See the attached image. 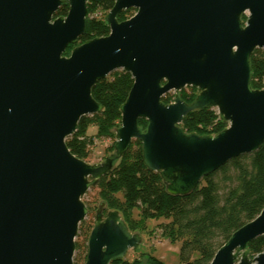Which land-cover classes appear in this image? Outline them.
Masks as SVG:
<instances>
[{"label":"water","instance_id":"1","mask_svg":"<svg viewBox=\"0 0 264 264\" xmlns=\"http://www.w3.org/2000/svg\"><path fill=\"white\" fill-rule=\"evenodd\" d=\"M69 5L66 16L57 10ZM88 0H0V264H73L89 209L82 198L124 155L142 144L145 166L166 190L185 195L230 160L264 143V87L251 85V57L264 49V0H116L107 36L75 46ZM136 9L119 21L120 13ZM246 16V20H243ZM134 83L121 105L115 155L89 164L66 139L83 116L102 112L93 86L115 70ZM197 88L192 103L176 95ZM214 108L228 126L186 133L190 112ZM139 119L148 121L145 131ZM99 203L85 264H110L141 247L118 211ZM264 236V208L237 229L210 264H264L249 244Z\"/></svg>","mask_w":264,"mask_h":264},{"label":"trees","instance_id":"2","mask_svg":"<svg viewBox=\"0 0 264 264\" xmlns=\"http://www.w3.org/2000/svg\"><path fill=\"white\" fill-rule=\"evenodd\" d=\"M116 0H88L85 32L78 45L95 37L107 36L110 28L104 17L94 16L97 11L108 12ZM66 3L55 13V18L66 16ZM134 9H127L118 16L123 21L132 16ZM246 20V16H243ZM76 44H70L64 55H70ZM254 89L264 87V51L256 49L251 57ZM131 73L115 70L92 88V96L103 106L100 113L83 116L77 130L66 139V145L79 159L86 161L95 139L114 137L121 125V105L126 101L133 86ZM180 91V97L192 103L197 88ZM164 103L173 101L170 95L162 97ZM97 126V133L89 135L90 126ZM139 127L145 131L148 121L139 119ZM180 126L186 133L216 135L228 126L216 109L204 108L190 112ZM97 187L99 195L108 209L119 211L133 233L146 231V220L163 218L159 224L164 237L180 241L182 264H210L216 251L240 227L253 220L264 208V143L254 153L236 157L205 177L197 188L185 195L167 192L166 183L159 172L149 170L142 156V144L133 140L128 150L117 161L112 171L103 176ZM89 212L93 208L87 206ZM138 211V218L134 216ZM88 212V213H89ZM80 228L89 234L92 228L85 222ZM82 246L76 243V250ZM264 251V236L254 239L248 246L250 258ZM145 264H165L146 255ZM86 260V254H85ZM110 264H144L142 259L128 261L116 259Z\"/></svg>","mask_w":264,"mask_h":264},{"label":"rangeland","instance_id":"3","mask_svg":"<svg viewBox=\"0 0 264 264\" xmlns=\"http://www.w3.org/2000/svg\"><path fill=\"white\" fill-rule=\"evenodd\" d=\"M136 9H134L132 15H134ZM107 12L97 11L94 16L98 18L105 17ZM78 44L76 43L75 46ZM264 51V49H262ZM190 86L185 87L184 89L187 92H190ZM182 89V90H184ZM199 91L197 89L196 94ZM166 95H170L173 97V100L176 95H180L179 92L171 91ZM97 133V126L92 125L88 129L89 135H95ZM116 130L114 131V137L95 139L93 146L89 149V156L86 159V162L89 164H98L103 163L106 160V157H110L112 154L115 155L114 145L116 142ZM117 162L115 163V165ZM98 182L95 186L91 187L86 194L83 196L82 200L86 204L93 208L91 212L88 213L84 222L87 225H90V228H93L96 220L97 209L100 201L102 202L99 191L100 188L97 187ZM103 215L104 217L107 215L109 211H113L108 209L107 205L104 203L103 205ZM119 212V211H118ZM120 213V212H119ZM121 215V214H120ZM135 218H138V211L134 210ZM122 217V215H121ZM123 219V218H122ZM166 222L165 219H148L146 220V231L143 233H139L142 237L141 247L137 250L131 249L127 252L124 259L128 261H134L136 259H142L145 264L146 255H151L152 257L164 262L165 264H182L180 259V241H171L168 238L164 237L162 234V230L159 227V224ZM91 232V231H90ZM89 234H86L79 226L78 233L75 238V243H78L82 246L81 250H76L73 257V264H85V254H87V244Z\"/></svg>","mask_w":264,"mask_h":264}]
</instances>
